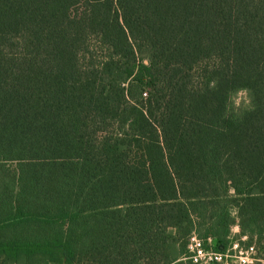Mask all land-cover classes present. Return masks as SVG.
Masks as SVG:
<instances>
[{
    "label": "trees",
    "instance_id": "1",
    "mask_svg": "<svg viewBox=\"0 0 264 264\" xmlns=\"http://www.w3.org/2000/svg\"><path fill=\"white\" fill-rule=\"evenodd\" d=\"M234 226L264 264V0H0V264H179Z\"/></svg>",
    "mask_w": 264,
    "mask_h": 264
},
{
    "label": "built area",
    "instance_id": "2",
    "mask_svg": "<svg viewBox=\"0 0 264 264\" xmlns=\"http://www.w3.org/2000/svg\"><path fill=\"white\" fill-rule=\"evenodd\" d=\"M226 248L216 249L212 238L202 239L192 232L186 243L185 253L177 261L179 264H258V249L249 244L245 236H230Z\"/></svg>",
    "mask_w": 264,
    "mask_h": 264
},
{
    "label": "rangeland",
    "instance_id": "3",
    "mask_svg": "<svg viewBox=\"0 0 264 264\" xmlns=\"http://www.w3.org/2000/svg\"><path fill=\"white\" fill-rule=\"evenodd\" d=\"M231 104L234 108H245L249 105V96L247 92L240 91L236 93L231 100ZM235 227H232L230 236H234L235 238H238L239 236V229L238 232H235ZM229 236V237H230Z\"/></svg>",
    "mask_w": 264,
    "mask_h": 264
},
{
    "label": "crops",
    "instance_id": "4",
    "mask_svg": "<svg viewBox=\"0 0 264 264\" xmlns=\"http://www.w3.org/2000/svg\"><path fill=\"white\" fill-rule=\"evenodd\" d=\"M235 232H238V227H235Z\"/></svg>",
    "mask_w": 264,
    "mask_h": 264
},
{
    "label": "water",
    "instance_id": "5",
    "mask_svg": "<svg viewBox=\"0 0 264 264\" xmlns=\"http://www.w3.org/2000/svg\"><path fill=\"white\" fill-rule=\"evenodd\" d=\"M222 249V248H221Z\"/></svg>",
    "mask_w": 264,
    "mask_h": 264
}]
</instances>
